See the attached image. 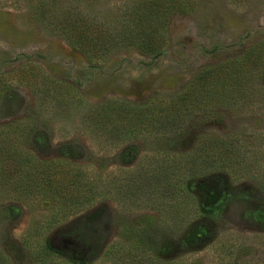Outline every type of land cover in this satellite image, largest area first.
Returning a JSON list of instances; mask_svg holds the SVG:
<instances>
[{
    "label": "rangeland",
    "instance_id": "rangeland-1",
    "mask_svg": "<svg viewBox=\"0 0 264 264\" xmlns=\"http://www.w3.org/2000/svg\"><path fill=\"white\" fill-rule=\"evenodd\" d=\"M140 1L0 0V74L9 81L0 94V136L6 127L30 119L31 130L17 140L20 149L40 159L61 157L95 178L122 179L130 170L156 165L149 161L150 143L104 144L101 133L85 126V108L108 99L142 104L176 93L201 70L249 51L258 58L254 66L249 58L244 64L248 80L257 92L264 90V0H181L185 9L170 14L167 42L157 54L116 44L92 61L37 14L44 4L51 14L70 6L114 33L115 20L126 17L127 5ZM30 63L39 68L38 76L71 87V107L39 105L37 93L15 76ZM183 131L181 148H191L198 135L215 134L234 140L240 158L197 177L195 189L175 205L167 198L157 208L102 199L53 223L47 206L12 197L13 186L4 184L0 257L10 264H264L262 97L249 90L211 105L194 113ZM208 191H224L230 198L219 209H203V215ZM197 226L203 232L187 241L185 235ZM42 238L57 253L44 255Z\"/></svg>",
    "mask_w": 264,
    "mask_h": 264
},
{
    "label": "trees",
    "instance_id": "trees-1",
    "mask_svg": "<svg viewBox=\"0 0 264 264\" xmlns=\"http://www.w3.org/2000/svg\"><path fill=\"white\" fill-rule=\"evenodd\" d=\"M46 6L41 5L37 14L90 61L102 57L116 44L132 46L145 54H157L167 42L166 27L170 14L185 9L181 0L135 2L127 5L125 18L115 20L117 25L113 33L106 24L97 23L75 8L64 7L58 14H51ZM252 54L255 55L253 58ZM255 57L258 58L249 51L237 60L205 68L183 90L151 98L142 104L108 99L85 108V126L91 133H101L105 138L104 144H123L131 139L148 140L152 151L149 161H156L153 168L140 167L130 170L129 175L122 179L115 177L112 180L90 176L87 170L61 157L37 158L20 149L17 141L32 127L29 119L15 122L1 132L0 186H13L15 192L12 197L23 202H40L47 206L54 220L52 223L102 199L133 207L145 204L157 208L163 206L162 199L167 198L175 205L195 189L197 177H202L209 169L220 168L224 161L239 160V147H235V141L224 140L215 134L198 135L189 149L181 148L180 143L185 140L183 130L187 121L198 111L230 102L248 94L249 90L255 98L260 95L264 102V90L258 89L257 92L253 88L255 84L248 80L249 69L244 67L249 59L252 66L256 65ZM39 71L30 63L25 70H18L15 76L37 93L40 106L46 102L59 110L70 106L74 96L71 87L47 76H38ZM8 82L7 76L0 74V94L6 92ZM229 198L230 194L224 191H208L207 203L201 204V214L204 215L203 209L212 211L223 207ZM202 232L203 228L197 226L185 235V239L189 242L196 240ZM40 240L44 255L57 253L47 240ZM0 264L10 263L0 257Z\"/></svg>",
    "mask_w": 264,
    "mask_h": 264
}]
</instances>
